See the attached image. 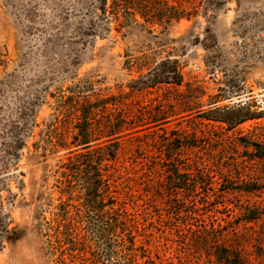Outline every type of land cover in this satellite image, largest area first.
I'll return each mask as SVG.
<instances>
[{
    "label": "rangeland",
    "instance_id": "rangeland-1",
    "mask_svg": "<svg viewBox=\"0 0 264 264\" xmlns=\"http://www.w3.org/2000/svg\"><path fill=\"white\" fill-rule=\"evenodd\" d=\"M169 1L183 4L190 19L166 31L140 18L120 31L115 23L102 22L106 27L100 28L101 35L78 37L87 0H0V264H56L51 245H56V238L50 228L56 224L57 206L64 201L57 172L77 148L44 150L42 138L46 125L55 121L61 96L76 88L86 94L129 92L133 80L170 59L181 67V91L201 94V110L213 104L235 116L241 106L244 112L264 108V0ZM249 101L252 107L245 106ZM25 114L33 135L15 161L4 153V144L11 142V130ZM262 128L264 119L250 120L230 134L234 139L257 140L264 134ZM35 143H40L37 149ZM241 148L232 147L229 163L242 158ZM215 188L217 198L207 206L213 213L205 223L194 222L193 228L206 224L220 226L222 232L236 229L234 247L253 236L243 253L249 264H264V190L245 192L264 186L225 180ZM244 206L260 209L261 219L245 225L239 215ZM228 210L234 213L229 215ZM158 231L155 244L163 260L218 264L208 251L193 246L192 233L179 230L166 239Z\"/></svg>",
    "mask_w": 264,
    "mask_h": 264
},
{
    "label": "trees",
    "instance_id": "trees-1",
    "mask_svg": "<svg viewBox=\"0 0 264 264\" xmlns=\"http://www.w3.org/2000/svg\"><path fill=\"white\" fill-rule=\"evenodd\" d=\"M86 3L78 37L101 35L100 28L106 27L102 22H113L120 31L140 18L166 31L191 17L183 4L169 0ZM183 86L179 62L166 59L133 80L129 92L86 94L76 88L60 97L55 121L46 125L43 149H77L57 172L64 201L57 206L56 224L50 228L56 238V245L51 244L56 264H172L159 256L158 228L166 239L179 230L192 233L193 246L208 251L218 264H249L243 251L253 236L234 247L236 229L222 232L220 226L206 224L193 228V223H205L213 213L207 206L217 198L215 187L225 180L264 186V134L257 140L234 139L230 134L242 123L264 119V108L244 112L241 106L235 116L213 104L201 110V94L192 89L182 92ZM25 119L26 114L11 130V142L4 144V153L15 161L33 135ZM39 144H34L36 149ZM235 146L242 147L244 154L229 163ZM239 210L245 225L263 215L251 206ZM228 212L232 215L234 210Z\"/></svg>",
    "mask_w": 264,
    "mask_h": 264
}]
</instances>
